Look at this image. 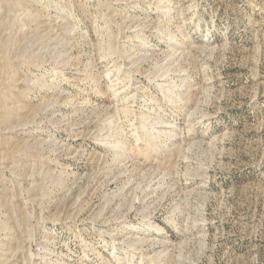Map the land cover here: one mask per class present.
<instances>
[{
    "label": "rangeland",
    "instance_id": "obj_1",
    "mask_svg": "<svg viewBox=\"0 0 264 264\" xmlns=\"http://www.w3.org/2000/svg\"><path fill=\"white\" fill-rule=\"evenodd\" d=\"M0 264H264V0H0Z\"/></svg>",
    "mask_w": 264,
    "mask_h": 264
},
{
    "label": "bare ground",
    "instance_id": "obj_2",
    "mask_svg": "<svg viewBox=\"0 0 264 264\" xmlns=\"http://www.w3.org/2000/svg\"><path fill=\"white\" fill-rule=\"evenodd\" d=\"M173 87V86H172ZM170 88V87H169Z\"/></svg>",
    "mask_w": 264,
    "mask_h": 264
}]
</instances>
